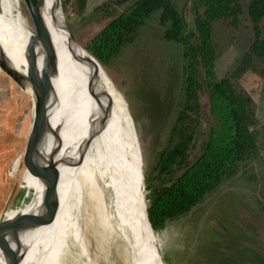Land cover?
I'll use <instances>...</instances> for the list:
<instances>
[{"label":"rangeland","instance_id":"374dc122","mask_svg":"<svg viewBox=\"0 0 264 264\" xmlns=\"http://www.w3.org/2000/svg\"><path fill=\"white\" fill-rule=\"evenodd\" d=\"M105 2L107 0H86L82 13L78 15L67 0H60L66 24L75 42L88 55L86 46L111 16L107 10L99 9ZM19 8L32 34L21 0ZM0 12L4 16V23L8 24L10 19L5 8L0 7ZM248 37L244 27L231 31L221 24L215 26L213 44L219 78L229 75L235 68L247 47ZM0 39L7 45L9 59L19 67L23 66L25 58L21 51L1 35ZM178 52V47L164 41L160 29L152 24L142 30L132 43L124 46L121 54L107 65L98 63L123 98L134 124L146 180V200L150 196L148 188L153 186L159 154L167 144L172 120L182 105ZM240 84L254 102L257 130L260 133L258 153L241 165L234 178L222 183L189 212L169 220L163 228L154 231L162 264H264V91L255 74H247ZM3 85L6 86V99L2 106L5 112H10L9 121L19 123L18 134L24 137L25 142L32 121L31 100L9 78ZM95 137V131L87 133L83 129L69 144L68 153L72 156L69 154L73 161L74 177ZM24 172L21 175L18 173L17 180L22 181L21 194L7 218L16 211L26 190ZM87 192L86 186H83L85 195L79 227L88 257L80 264H129L125 244L104 246L97 225L90 218L94 214L85 199ZM61 264L72 263L67 258Z\"/></svg>","mask_w":264,"mask_h":264},{"label":"bare ground","instance_id":"6f19581e","mask_svg":"<svg viewBox=\"0 0 264 264\" xmlns=\"http://www.w3.org/2000/svg\"><path fill=\"white\" fill-rule=\"evenodd\" d=\"M19 1L0 0L1 9L5 8L10 19L4 23L0 12V35L25 58L24 66L18 68L3 52L8 62L5 74L31 100L32 121L26 142L32 163L37 167L38 161L52 159L59 173L58 213L50 224L20 235L25 248L21 264H61L67 258L72 264H80L88 257L79 227L83 186L88 190L85 199L94 214L90 218L105 247L125 244L129 264H162L155 234L150 233L144 220L145 181L136 130L127 106L101 66L71 39L57 0H44L41 7L58 73L52 79L55 100L48 110L51 132L38 148L35 98L27 62L33 32L30 34L27 29ZM83 129L87 133L95 131L96 137L74 177L68 146ZM24 182L26 190L10 218L43 211V185L26 170ZM0 264H6L1 254Z\"/></svg>","mask_w":264,"mask_h":264},{"label":"trees","instance_id":"16d2710c","mask_svg":"<svg viewBox=\"0 0 264 264\" xmlns=\"http://www.w3.org/2000/svg\"><path fill=\"white\" fill-rule=\"evenodd\" d=\"M85 1L67 3L80 15ZM180 1L107 0L99 9L111 16L86 46L98 63L107 65L142 30L156 24L162 39L179 49L182 105L156 162L153 186L147 187L154 231L234 178L257 155L260 137L253 99L240 81L255 74L264 91V0ZM218 24L231 31L244 27L249 36L235 68L222 78L213 44Z\"/></svg>","mask_w":264,"mask_h":264},{"label":"water","instance_id":"95a60500","mask_svg":"<svg viewBox=\"0 0 264 264\" xmlns=\"http://www.w3.org/2000/svg\"><path fill=\"white\" fill-rule=\"evenodd\" d=\"M43 1L22 0L33 32V38L29 43L27 62L29 79L35 98L38 148L41 147L45 136L51 132L48 110L55 100L52 79L58 73V63L52 38L41 15ZM57 1L63 14L60 0ZM66 30L74 41L67 24ZM40 59L41 65L39 66ZM7 65L8 62L0 47V78L7 72ZM4 97H6L5 87L0 86V254L6 264H21L25 248L21 244L20 235L25 231L50 224L58 213L59 173L57 163L52 159L47 162L38 161L37 167L32 163L28 144L26 140L23 141L24 137L18 134L19 123L15 120L10 122V112H5V108L2 106V102L6 99ZM3 98L4 100H2ZM139 153L141 156L140 149ZM140 161L142 165V156ZM23 170H26L30 176L36 178L43 185V211L37 215L20 214L7 218V214L17 204L18 195L21 194L22 181L21 179L20 181L17 180V177L18 173L21 175ZM144 220L150 233H154L148 217V199L146 200V198L144 201Z\"/></svg>","mask_w":264,"mask_h":264},{"label":"crops","instance_id":"0c3cea01","mask_svg":"<svg viewBox=\"0 0 264 264\" xmlns=\"http://www.w3.org/2000/svg\"><path fill=\"white\" fill-rule=\"evenodd\" d=\"M2 40L0 39V47L2 48V50H3V52L5 53V54H7V45L5 44V43H3V42H1ZM15 63V62H14ZM16 64V63H15ZM25 64V63H24ZM17 65V64H16ZM24 66V65H23ZM23 66H21V67H19L18 65H17V67L18 68H22ZM3 77L2 78H0V86H4V87H6L5 85H3V83H5L6 82V78H8L7 76H6V74L4 73L3 75H2Z\"/></svg>","mask_w":264,"mask_h":264}]
</instances>
